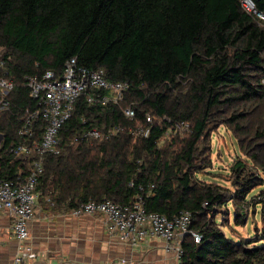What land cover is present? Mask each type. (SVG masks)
I'll return each mask as SVG.
<instances>
[{"label": "trees", "instance_id": "obj_1", "mask_svg": "<svg viewBox=\"0 0 264 264\" xmlns=\"http://www.w3.org/2000/svg\"><path fill=\"white\" fill-rule=\"evenodd\" d=\"M250 1L248 11L242 0H0V57L9 56L0 76L14 83L7 107L0 103V177L27 172L13 152L25 114L39 107L25 77L59 76L75 58L129 88L118 104L89 105L88 91L76 100L61 153L43 160L37 187L51 204L69 210L106 197L125 205L141 195L146 211L191 213L201 240L183 237L180 264H264L258 237L227 236L215 220L231 202L234 223L244 225L264 193L248 198L264 184V0ZM180 121L189 123L185 136L160 144ZM115 125L121 130L109 139L82 137ZM138 125L147 136L131 132ZM220 125L247 158L230 167L233 191L196 177L211 167L210 133Z\"/></svg>", "mask_w": 264, "mask_h": 264}, {"label": "built area", "instance_id": "obj_2", "mask_svg": "<svg viewBox=\"0 0 264 264\" xmlns=\"http://www.w3.org/2000/svg\"><path fill=\"white\" fill-rule=\"evenodd\" d=\"M242 5L252 10L250 0H242ZM264 18V15L258 14ZM8 57H0V71L4 70ZM264 83V79L262 80ZM25 85L30 97L38 102L36 110L25 114L22 125L18 129V142L13 147L14 154L27 162V172L23 177L5 179L0 177V209L11 218V234L18 242L17 252L10 264H30L36 253L27 243L28 223L34 215L37 199L36 186L43 173V160L46 155H59L62 151L60 130L71 117L74 104L82 93L88 91L89 105L118 104L125 96L129 84L124 81H111L105 78L102 69H87L78 66L75 58L67 60L61 75L46 71L42 76L28 75ZM12 80L0 76V103L5 109L8 101L5 96L13 89ZM126 117L134 116L132 106L123 109ZM148 120L150 118L148 117ZM42 123L39 139L34 138V126ZM84 122V121H83ZM189 123L180 121L170 130L173 134L186 132ZM121 130L120 126H111L105 130L96 127L82 132L83 138L109 139ZM135 136H147L149 129L140 125L131 131ZM51 203V202H50ZM72 216L83 214H102L106 218L108 232L126 244L137 245L147 238L157 237L165 244L166 250L175 252L178 260L182 255L181 242L185 235H190L195 243L200 242L199 231L191 229L192 215L182 210L173 217L165 214L146 211L141 195L129 204H119L109 198L89 200L69 209Z\"/></svg>", "mask_w": 264, "mask_h": 264}, {"label": "crops", "instance_id": "obj_3", "mask_svg": "<svg viewBox=\"0 0 264 264\" xmlns=\"http://www.w3.org/2000/svg\"><path fill=\"white\" fill-rule=\"evenodd\" d=\"M40 184L36 186L34 215L28 223L27 243L36 253L30 264H180L175 252L166 250L157 237L132 246L108 232L104 215L72 216L69 210L53 206ZM11 222L0 209V264H10L17 252Z\"/></svg>", "mask_w": 264, "mask_h": 264}, {"label": "rangeland", "instance_id": "obj_4", "mask_svg": "<svg viewBox=\"0 0 264 264\" xmlns=\"http://www.w3.org/2000/svg\"><path fill=\"white\" fill-rule=\"evenodd\" d=\"M3 53L4 51L0 50V56ZM177 134L182 137L185 136V132L183 131ZM177 134H173V132L168 130L160 139L159 143L163 144L173 137L178 136ZM209 149L211 167L198 173L196 175L197 179L207 183L216 182L227 186L233 191L230 185V167L237 158L247 159L239 150L236 138L225 125H220L210 133ZM260 175L264 179V175L262 173ZM262 188H264V184L252 190L248 198L258 196ZM262 194L263 196L257 197L256 202L249 207L248 218L244 225L234 223V206L231 202L219 208L215 214V220L227 236L235 239L241 237L256 239L258 237V243L264 244V193Z\"/></svg>", "mask_w": 264, "mask_h": 264}]
</instances>
